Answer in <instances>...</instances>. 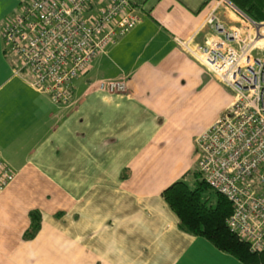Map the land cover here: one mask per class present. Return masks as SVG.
<instances>
[{
  "label": "crops",
  "instance_id": "1",
  "mask_svg": "<svg viewBox=\"0 0 264 264\" xmlns=\"http://www.w3.org/2000/svg\"><path fill=\"white\" fill-rule=\"evenodd\" d=\"M128 2L138 23L78 75L69 107L31 87L0 30V158L14 173L0 194V264H241L181 231L161 196L194 172L196 138L232 103L180 46L210 38L216 1ZM122 78L124 94L87 91ZM34 211L40 231L24 240Z\"/></svg>",
  "mask_w": 264,
  "mask_h": 264
},
{
  "label": "built area",
  "instance_id": "2",
  "mask_svg": "<svg viewBox=\"0 0 264 264\" xmlns=\"http://www.w3.org/2000/svg\"><path fill=\"white\" fill-rule=\"evenodd\" d=\"M206 21L210 38L180 43L190 58L232 91L227 110L195 140L196 170L232 205L228 228L253 253L264 251V23L215 0ZM239 26H227L219 9ZM138 23L128 0H24L2 32L6 52L34 77L31 87L56 105L72 106L73 84L94 58ZM87 91L127 92L124 78L102 80ZM14 173L0 158V194Z\"/></svg>",
  "mask_w": 264,
  "mask_h": 264
},
{
  "label": "trees",
  "instance_id": "3",
  "mask_svg": "<svg viewBox=\"0 0 264 264\" xmlns=\"http://www.w3.org/2000/svg\"><path fill=\"white\" fill-rule=\"evenodd\" d=\"M244 16L256 23H264V0H226ZM193 180H180L163 193L162 198L179 220L181 231L205 238L218 251L228 254L241 264H264V251L253 253L230 231L227 221L232 214L231 203L210 188L199 172ZM41 228V215L30 213V226L24 240H32Z\"/></svg>",
  "mask_w": 264,
  "mask_h": 264
},
{
  "label": "rangeland",
  "instance_id": "4",
  "mask_svg": "<svg viewBox=\"0 0 264 264\" xmlns=\"http://www.w3.org/2000/svg\"><path fill=\"white\" fill-rule=\"evenodd\" d=\"M23 1L24 0H0V16L2 15V14H4L5 12H7V11H9L10 13L12 12V13H17V11H18V9H19V6H20V4H22L23 3ZM229 3V2H228ZM230 8L231 7H233L234 8V11L236 10V11H238L233 5H231L230 3H229V5H228ZM227 12H230V13H228L230 16V18H231V20H232V22L234 21V22H238V21H240L235 15H236V13L235 12H232L229 8H228V10H227ZM239 12V11H238ZM11 13V14H12ZM241 13V12H240ZM235 14V15H234ZM9 15V14H8ZM6 17H8V16H5L4 18H2L1 20H0V30H1V34H2V32H3V29H4V27L8 24V23H10L9 22V20H10V16L8 17V18H6ZM229 22V20H226V22ZM225 22V23H226ZM226 25H227V23H226ZM229 25V24H228ZM231 25H234V26H237V24L236 23H233V24H231ZM0 34V35H1ZM210 34V33H209ZM209 39V38H208ZM207 39V40H208ZM197 44H199V43H197ZM99 55H101V54H99ZM99 55H97V56H99ZM90 66V65H89ZM88 66V67H89ZM208 72V71H207ZM209 73V72H208ZM230 92H231V97L233 98V94H232V91L230 90ZM196 170V169H195ZM193 180V174H191L190 175V177L186 180L188 183H190V181H192Z\"/></svg>",
  "mask_w": 264,
  "mask_h": 264
}]
</instances>
